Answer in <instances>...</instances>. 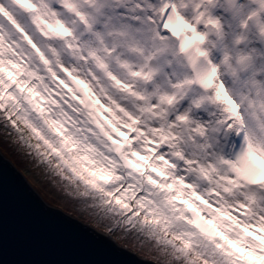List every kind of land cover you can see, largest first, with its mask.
I'll return each instance as SVG.
<instances>
[{"label": "snow or ice", "instance_id": "6c2138e0", "mask_svg": "<svg viewBox=\"0 0 264 264\" xmlns=\"http://www.w3.org/2000/svg\"><path fill=\"white\" fill-rule=\"evenodd\" d=\"M68 72L123 135L66 98ZM0 123L91 219L45 208L60 247L103 257L14 264H125L113 233L161 264H264V0H0ZM4 185L0 167V261Z\"/></svg>", "mask_w": 264, "mask_h": 264}, {"label": "water", "instance_id": "95a60500", "mask_svg": "<svg viewBox=\"0 0 264 264\" xmlns=\"http://www.w3.org/2000/svg\"><path fill=\"white\" fill-rule=\"evenodd\" d=\"M0 167L5 172L6 234L5 260L0 261V264H5V262L14 264L20 260L103 258L93 253L61 248L62 245H70L74 236L68 230L58 227L53 218L44 211L45 208L54 207L44 202L42 197L31 188L26 178L15 169L11 161L1 155ZM58 210L61 215H67L61 209ZM24 239L36 243L33 247H22L21 241ZM108 243L117 245L111 237ZM43 245H50V247L45 248ZM121 259L125 261V264H154L151 261L140 260L132 252L131 255Z\"/></svg>", "mask_w": 264, "mask_h": 264}, {"label": "rangeland", "instance_id": "374dc122", "mask_svg": "<svg viewBox=\"0 0 264 264\" xmlns=\"http://www.w3.org/2000/svg\"><path fill=\"white\" fill-rule=\"evenodd\" d=\"M53 94L54 91L52 92V95ZM40 96L44 98L45 101L44 104L49 102L48 100L45 99L43 95L40 94ZM112 116L115 120L118 119L115 113H112ZM72 146L75 147L76 145L69 144V147L71 149ZM0 150L4 153V156H6L13 164H15L17 169H19L23 173L26 180L29 181L30 184L32 185V188L37 193H40L42 199L48 205H51L54 208H59L65 214L71 217H76L79 221L87 222L91 225V219L86 214L81 215V213L76 210L78 208V204L76 200L73 197L69 196L64 191L63 184L58 179V177L46 172L45 168L41 167L42 165L41 166L38 165L34 161L36 159L30 156L27 150L23 149L22 147L18 146L17 143H15L14 137L12 135L9 134L6 135V131L4 130L3 127H0ZM73 152L75 153L76 157L79 160L83 159L89 162L91 167H88L83 164L82 165L85 166L86 168H92L93 169L92 174L95 175L96 178H98V175H101V177L104 178L110 176L109 173L98 169L95 160L90 159L85 154L76 153L75 149L73 150ZM52 181H56V183L53 184ZM111 238L114 239L117 244L124 245L129 249L133 250L134 252L138 253L142 258L144 259L151 258L153 263L161 264V260L163 258L157 255L155 249H153L150 244L145 243L144 245L137 244L134 246L130 240L121 239L118 233H113L111 235Z\"/></svg>", "mask_w": 264, "mask_h": 264}, {"label": "trees", "instance_id": "16d2710c", "mask_svg": "<svg viewBox=\"0 0 264 264\" xmlns=\"http://www.w3.org/2000/svg\"><path fill=\"white\" fill-rule=\"evenodd\" d=\"M42 99H43V101H42ZM41 100L39 99V101L44 105V98H42ZM56 99V96L54 95V97H51L50 98V100H55ZM53 107H56V105L54 104L53 105ZM0 127H3L4 128V130L6 131V133L7 134H9V135H12L13 137H14V140H15V143H17L18 144V146H20V147H22L23 149H25V150H27V152H28V149L27 148H25V147H23V146H21L20 144H19V142L15 139V136H14V133H12V132H10L8 129H6L4 126H3V124L2 123H0ZM41 148H43L44 149V147H43V143L41 142ZM76 148V146L74 147V146H72V149L74 150ZM74 153V152H73ZM0 155L1 156H3L4 158H7L6 156H4V153L0 150ZM33 158H35L34 156H32ZM50 159H53V162H55V158L54 157H50ZM35 162H36V160H34ZM13 164V163H12ZM42 164H40V166H41ZM13 166L15 167V169L18 171V172H20L22 175H23V173L19 170V169H17V167H16V165L15 164H13ZM42 168H45V166L44 165H42L41 166ZM89 169H92V168H89ZM93 170V169H92ZM28 184H30V182L28 181ZM30 186H32L31 184H30ZM32 188V187H31ZM33 189V188H32ZM34 190V189H33ZM45 202V201H44ZM131 250V249H130ZM132 252H134L133 250H131ZM135 254H136V256L140 259V260H144V261H151L152 259L151 258H149V259H144V258H142L138 253H136V252H134ZM156 264H158V263H156Z\"/></svg>", "mask_w": 264, "mask_h": 264}]
</instances>
